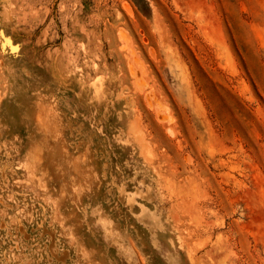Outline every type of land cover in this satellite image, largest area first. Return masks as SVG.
I'll use <instances>...</instances> for the list:
<instances>
[{"label":"rangeland","instance_id":"1","mask_svg":"<svg viewBox=\"0 0 264 264\" xmlns=\"http://www.w3.org/2000/svg\"><path fill=\"white\" fill-rule=\"evenodd\" d=\"M0 264H264V0H0Z\"/></svg>","mask_w":264,"mask_h":264}]
</instances>
